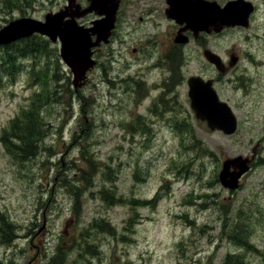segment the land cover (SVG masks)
Listing matches in <instances>:
<instances>
[{"label":"rangeland","instance_id":"1","mask_svg":"<svg viewBox=\"0 0 264 264\" xmlns=\"http://www.w3.org/2000/svg\"><path fill=\"white\" fill-rule=\"evenodd\" d=\"M65 4L66 0H0V28L21 18L42 21ZM142 27L117 29L97 54L100 67L92 69L76 90L59 57L58 43L34 37L43 50H25L24 58L19 52L22 43L7 46L9 51L0 46V139L22 108L41 93L38 81L47 80L42 71L49 69L50 79L56 66L60 74L58 82L46 84L49 98L39 110L46 132L36 158L15 161L0 140V264H27L26 256L32 258L30 264H220L227 253L264 264L261 254L219 240L223 223L241 214L254 223L249 239L263 252L260 99L239 96L234 89L224 93L234 102L237 119L236 131L225 135L195 119L189 103L183 106L177 97L183 95L181 88L171 93L164 85L157 89L156 79L167 75V67L142 79L145 86L115 81L139 78L131 67V48L137 53L138 44L146 46L149 30ZM162 35L155 34L160 48ZM212 42L217 53L226 46L221 38ZM179 54L187 59L184 50ZM247 156L250 170L238 187L223 188L218 178L222 164ZM103 189L124 203H106ZM134 200L153 204L133 207ZM99 221L109 223L114 234L91 230L89 226ZM4 227L12 231L8 237H26L32 243L22 247L14 241L20 248L13 243L12 248L14 238L5 237Z\"/></svg>","mask_w":264,"mask_h":264},{"label":"flooded vegetation","instance_id":"2","mask_svg":"<svg viewBox=\"0 0 264 264\" xmlns=\"http://www.w3.org/2000/svg\"><path fill=\"white\" fill-rule=\"evenodd\" d=\"M91 3V0H74L80 11L92 8L76 20L80 27L87 30L94 28L95 22L105 19L104 14L95 13V5ZM67 5L68 0L61 10ZM105 7L109 13H112V9L114 12L113 27L104 45L109 44V39L117 29L135 30L143 26L141 29L149 30L146 46L138 44L137 53L134 46L131 48L134 58L131 67L135 68L139 78L120 77L115 81H127L139 87L145 84L142 79L157 76L167 67V75L157 78L155 86L161 89L164 85L168 93L181 88L183 95L177 97L181 98L183 106H188V103L190 106L188 84L190 78H193L201 89L215 92L219 101L225 103L232 112L234 102L227 101L224 94L228 89H234L239 96L258 97V104L263 106L264 114V0H111ZM102 8L99 10L102 11ZM65 11L71 15L76 10L73 7ZM160 33L164 38L163 48L156 45L158 41L155 34ZM91 38L95 41V36ZM215 38H221L226 44L220 53L212 49ZM234 41L238 45L235 46ZM104 45L100 43L91 50L95 67L101 65L96 57ZM148 47L154 49V52L147 53ZM182 50L185 51L186 60L180 57ZM189 68L197 71L189 75L186 73ZM91 71L86 73V78ZM156 91L151 90L152 94ZM14 241L23 243L22 247L32 243L26 237H14L11 246L13 243L16 248H20L21 243ZM35 249L36 252L40 251L38 245ZM31 261L32 258L24 257V263L30 264Z\"/></svg>","mask_w":264,"mask_h":264},{"label":"water","instance_id":"3","mask_svg":"<svg viewBox=\"0 0 264 264\" xmlns=\"http://www.w3.org/2000/svg\"><path fill=\"white\" fill-rule=\"evenodd\" d=\"M91 1V5H95V9H93L95 13L105 15V19L101 22H95V27L91 30L78 26L76 19L84 16L83 14L92 8L87 11H80V7L74 4V0H68V5L64 10L56 14L45 15L43 22L29 18L11 21L0 29V45L10 44L28 38L33 34L45 36L52 43L58 40L60 43L59 56L72 74V86L75 89L80 88L84 84L86 72L96 64L92 60V48L98 46L101 42L106 43L113 27L114 9H112V13L105 9V5L111 0ZM73 7L76 11L71 15L67 14L65 10ZM100 7H103L102 11L99 10ZM91 36H95L94 42L91 40ZM188 85L190 88L188 93L190 108L194 112L195 118L205 121L211 131L219 130L225 135L234 133L236 121L228 107L218 102L214 92L201 89L193 78L189 80ZM247 164L248 160L241 157L225 161L218 175L221 186L229 190H235L238 187L240 177L249 170ZM231 167L235 170L230 171Z\"/></svg>","mask_w":264,"mask_h":264},{"label":"trees","instance_id":"4","mask_svg":"<svg viewBox=\"0 0 264 264\" xmlns=\"http://www.w3.org/2000/svg\"><path fill=\"white\" fill-rule=\"evenodd\" d=\"M37 37V36H36ZM36 39V38H35ZM19 42L24 45L23 49L20 50L22 54H20L21 58L26 56L25 50H29L31 52H38L43 50V46L41 43L37 44L34 40V36L31 38L23 39ZM16 43V42H15ZM14 43L10 44V47L13 46ZM29 45V46H28ZM9 46V45H8ZM8 48L7 46L5 47ZM11 49H7L9 51ZM16 51V50H14ZM8 54L7 56H10ZM9 60V58H8ZM36 60L40 61V58H36ZM32 67V66H31ZM58 68L55 66L53 74H51L49 79V69L45 68L43 70L44 77L47 80L40 79L38 83L41 85V93L35 94L31 99L27 109L22 108L21 112L15 119H13L9 125V129H5L3 131V136H1V143L4 146L5 150L15 161L23 162L29 159L36 158L37 152L39 151V143H41L42 138L45 136V129H43L44 122L42 121V117L39 115V110L42 104L48 100L49 95L46 93V84L47 81L50 82H58L60 80V74L58 72ZM43 77V78H44ZM198 142L196 145H193L191 149L198 147ZM41 148V147H40ZM203 153H206L204 150ZM88 163V160L85 159ZM83 181V180H82ZM105 193L106 203L108 204H123L124 200L115 199L114 192L103 189ZM113 197V198H112ZM153 204L152 201L146 200H134L130 202V205L133 207L138 206H148ZM249 217L245 218L243 215L239 214L236 218L227 224V222L223 223L221 227L222 237H219V240H225L229 243H232L235 247L240 250L255 252L256 254H261L264 258V248L263 252H260L256 247L250 242L249 239V230L250 227L253 226V222L249 223ZM131 222V219H129ZM227 224V225H226ZM110 224L106 221H99L92 223L89 227L91 230H95L98 233H106L109 235H113L114 230L111 229ZM4 235L8 237L12 231L9 227H4ZM14 237H8L7 239L10 241ZM250 251V252H251ZM220 264H250L241 254H225L222 262Z\"/></svg>","mask_w":264,"mask_h":264}]
</instances>
